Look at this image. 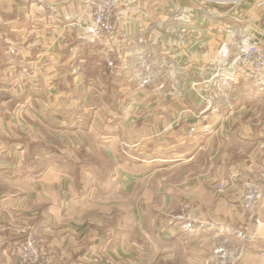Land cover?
Segmentation results:
<instances>
[{
    "label": "crops",
    "instance_id": "obj_1",
    "mask_svg": "<svg viewBox=\"0 0 264 264\" xmlns=\"http://www.w3.org/2000/svg\"><path fill=\"white\" fill-rule=\"evenodd\" d=\"M134 3L136 5L127 10L128 15L136 16L129 17V31L122 37V29L115 38L116 43L117 39L123 42L124 56L133 53V64H136L135 53L142 51L147 59L151 57L159 79L170 70L175 76L173 80L184 79L186 85L195 76L202 80L210 78L213 82L221 79L222 75L230 80L229 88L219 93L217 102L207 103L210 107L205 106L203 111L199 103L204 102L202 98L207 95L210 86L204 91L203 87L196 95L191 88L158 89L154 92L136 89L132 85L121 91L125 97H134L131 103L103 104L99 108L91 104L85 110H82L85 106L78 107L77 114L106 113L109 114L105 119L108 123L120 126L119 134L113 132L107 135L97 131L98 121L94 116L87 126L74 120L68 130L73 136L72 145L75 143L77 149L85 147L88 151L86 154L76 153L75 150L68 152L63 147L66 145L64 140L60 142L63 147L60 150V144L47 143L44 136L43 142L29 135L18 137L15 129L19 126L28 131L31 127L27 118L34 119L41 114L44 120V110L39 113L27 111L24 117H17L15 108L8 110L0 107V131L7 130L4 134L0 132V264H17L11 253L16 236L3 227L10 224L26 225L37 235L41 246L51 255L49 264H131L127 256L133 252L143 255L140 250H145L151 235L164 234L163 227L174 229L170 226L171 221L166 226L161 224L156 233L150 231L155 223L153 220L140 222L146 231H142L141 235L137 227H132V232L127 231L124 228V211H112L108 208L112 198L100 197H107L114 191L120 197L115 201L119 203L120 210L124 209V195H133V190L145 197L149 189L144 186L139 191V183L143 182L146 174L149 178L155 176L161 169L160 161L167 159L166 154L160 153L166 145V136L162 138L159 135L162 130L167 131L170 140L167 148L171 149V154L176 160V155L183 159L182 152L177 153L174 149L181 142V139L177 140V135L188 138L186 133L190 127L200 132L201 128L203 130L200 123L207 124L212 119L209 115L214 112L213 118L219 124V134L216 136L221 143L229 140V134L223 133V130L235 126L236 129H242L243 137L256 147L249 157L239 155L238 151L220 160L218 177H225L228 171H225V162L231 159L235 180L242 175L240 169L243 158L247 161L255 153L260 155L258 164L264 160V121L250 120L252 117L246 113L253 107L245 105L246 100L264 101V73L253 75L248 72L247 65L240 62L238 66H232L233 71H228L226 75L220 72L213 76L212 73L217 69L212 71L213 67L209 64V61L214 60L223 67L227 64L225 62H232L245 37L251 41L264 42L261 10L257 5L251 0H239L235 4H214L206 0H134ZM82 11L84 8L80 0H0V59L7 62H0L4 67L2 71L11 75L9 65L14 60L24 58V62H27L39 55L38 58L46 66V72H41L42 80L55 81L66 77L76 84L85 78L100 80V73L104 74L102 78L106 80L117 75L113 68L110 70L111 66L119 65L116 60L107 62L108 69L105 63L99 66L102 58L93 50H101V46L86 41L74 26H65L79 17ZM162 27L164 30L173 27L167 41L163 40ZM23 33L25 38L21 35ZM127 35L130 39H127ZM19 36L24 39L17 50L15 46L19 42L15 41ZM14 50L18 51L16 56ZM41 55L46 56V59H42ZM111 58H114L113 54ZM166 60L168 66L159 74L160 66L165 65ZM198 69L202 70L201 75ZM128 75H133V72ZM167 77L172 80L169 75ZM99 85L102 90H99L100 95H106L109 85L106 91L103 90L104 84ZM80 87L97 91L91 82L88 87L85 83ZM229 89L237 92L232 99L227 93ZM90 96L93 97L92 94ZM224 109L228 116L218 117L217 112ZM49 123L55 129L59 121L49 120ZM257 123L259 129L253 126ZM45 126L48 128L47 124ZM64 130L66 133L67 127ZM124 130L128 134L127 138ZM46 131L49 133V128ZM258 139L259 142H256ZM120 143L125 144L126 151ZM51 154L53 161L41 168L42 160L48 159ZM87 155H92L93 162L102 159L110 166L114 165L115 173L109 175L102 170L80 167L81 160L85 161ZM93 155L96 157L93 158ZM145 156L154 159L145 161ZM93 177H97L98 181L93 182ZM102 183L105 187L100 186ZM98 191L104 194L98 195ZM136 208L144 214L146 205L141 202ZM253 235L252 239L264 241V229L262 233L256 231ZM259 253L264 255V250L259 249Z\"/></svg>",
    "mask_w": 264,
    "mask_h": 264
},
{
    "label": "rangeland",
    "instance_id": "obj_2",
    "mask_svg": "<svg viewBox=\"0 0 264 264\" xmlns=\"http://www.w3.org/2000/svg\"><path fill=\"white\" fill-rule=\"evenodd\" d=\"M80 1L84 11L80 13L79 17L66 23L65 26L67 24L69 27L71 25L74 26L80 30L78 34L83 36L86 35L82 27L83 24L90 23L95 18L89 15L92 11L91 7H87L83 0ZM135 5L134 0H120L118 6H113L109 13L108 21L114 28V34H111L113 36L107 41L109 44H105L103 39L91 42L99 44L103 51L102 53L100 48L93 50L102 58V61L98 63L99 66L105 63L108 69V61L116 60L119 63V65L111 66L110 70L113 68L112 70L118 74L112 76L110 80L102 78L104 76L103 73H100V80L97 79L95 81L85 78V80H81L76 84L75 82L73 83V80L66 77L59 78L55 81L42 80L41 72H46V66L43 65L41 58H38L40 57L39 55H36L33 60H27V62H24V58L14 60L9 65V69L12 71L11 75L4 73L2 71L4 67L0 65V107H5L8 110L15 108L17 117L19 115L24 117L28 113L27 111L30 112L31 110L33 112L37 111L38 113L44 110L46 115L44 120L41 114L39 116L36 115L34 119L28 117L27 120L31 129L27 131L25 128H19L18 126L15 129L18 137H26L29 135L39 142H43L44 136V140L53 145H58L64 140L66 141V145L63 147L67 148L68 152L75 150L76 153L81 152L82 154H86L88 151L85 147L77 149L78 147H76L75 143L72 145L73 136L70 133L71 131L68 130H70L69 125L74 120L87 126V123L94 116L98 121L97 131L102 134L106 133L107 135H112L113 132L119 134L120 126L116 124L112 126L111 123H108L105 119L109 117V114L106 113L90 114L89 112H83L82 114H77L78 107L85 106L82 109L85 110L91 104L99 108L103 104L113 105L114 103L122 105L124 101L131 103L134 97H125V94L123 92L121 93V91H125L126 88H131L132 85L136 89L144 88L154 92L158 91V89L182 90L191 88L196 95H198L197 93L200 90L202 91L203 87L204 91L207 86H210V90L208 92L206 91L207 95L202 98L204 102H198L201 105V110L203 111L205 106L210 107L207 103L217 102L216 99L219 93L224 89H228L230 86V80L225 76L223 77L221 75V79L219 78L213 82L210 78L202 80L198 76H195L186 85L184 79L181 81L173 80L175 76L170 73L171 70L159 79L158 74L155 73L154 63L151 57L147 59L142 51L135 53L137 59L136 64H133V53L124 56L123 42L117 39L116 43L115 38L117 32H120L122 29V37L129 31L131 26L129 17L136 18V16L128 15L127 10ZM76 24L77 26H81L77 27ZM172 28L168 27L164 30V27H162V30H164L162 31L164 41L170 39L169 34H171ZM21 35L25 38L24 33ZM24 38L19 36L17 41H15V43L19 42L18 46H15L17 50H19L20 43ZM127 39H130L128 35ZM165 50L167 51L168 49ZM17 52L14 50V56L17 55ZM112 54L114 55L113 59L111 58ZM41 57L42 59L43 57L46 59L44 55H41ZM4 61V59H0L1 63L6 64L7 62ZM124 63L127 64L124 65ZM163 63H165L164 60ZM225 63L227 64L221 67L218 61H209L210 66L213 67L211 70L214 71L217 69L212 75L217 76L220 72L226 75L228 71H233L231 69L232 62ZM167 66L168 61L166 60L165 65L161 64L159 74L164 72ZM126 67L133 68L127 70L125 69ZM129 72H133V75H128ZM198 72L201 75L202 70L198 69ZM134 76L138 78L134 79ZM222 78H226V80ZM90 82L94 84V88L97 91L80 87L83 83L88 87ZM99 83L104 84L103 90L105 91L106 86L109 85V87L107 86L108 90L106 95H100L99 92L102 90H100L101 86ZM227 93L230 99H232L233 95L237 92L229 89ZM36 98L38 101H35ZM241 99L243 100V97ZM245 105L253 107L247 110L246 113L252 117L250 120L264 121V101L246 100ZM217 113L219 115L218 117L228 116L226 109L223 111L220 110ZM209 117L212 119L207 124L200 123L203 127V130L201 128L200 132L197 128L190 127L186 133L188 134V138H183V135H177V140L181 139V142L174 149L177 153L182 152L183 159H180L179 155H176L178 158L176 160L171 154V149L167 148L170 141L167 137V131L162 130V134L159 135L162 138L166 136V145L160 153L166 154L167 159L160 161L161 169L155 176L149 178L147 176L148 174H146L143 182L139 183V191L144 186L149 189L145 197H141L140 193L133 190V195L129 197L124 195V209L121 210L118 207L119 203L115 202L120 197L114 191H109L110 193L108 192L109 195L107 197H100L101 199L112 198V203L108 206L112 211H124V228L127 231L132 232V227H137L136 230L141 235V233L143 234L142 231L145 230H143L144 226L140 222L145 223L147 220H153L155 223L150 227V231L156 233L161 224L166 226L171 221L170 226L174 229L168 230L166 227H163L165 229L164 234L159 235L157 233V235H151V239L148 240V245L145 247V250H140L144 253L143 255L133 252V254L127 256L128 262L131 264H264V255L263 253H259V249L264 250V241L255 238L252 239L254 232L258 231L262 233L264 229V160H262L261 164H258L259 160L257 158L260 155L255 153L247 161L243 158L244 162H242L240 169L242 175L235 180L233 172L235 168L230 164L232 163L231 159L225 162V171L228 170L225 173V177H218L219 172L217 173V167L220 160L238 151L239 155L249 157L251 153L255 152L256 147L254 143L248 142L243 137L242 129H236L235 126L223 130V133L229 134V140L221 143L222 141L220 142L216 136V134H219V130L217 129V125L219 124L213 118L215 117V113L213 112ZM134 118H138L136 114H134ZM207 118L208 115L205 119ZM195 119L198 118L195 117ZM49 120L59 121L55 129L51 128L52 126ZM46 124L50 130L49 133L46 131V129L48 130L45 126ZM258 124L253 125L254 128H257ZM35 127L37 130H35ZM66 127L67 130L65 133L64 129ZM104 129L107 131H104ZM0 132L4 134L7 130L2 129ZM124 134L127 138L128 134L126 130H124ZM256 142H259V139ZM120 144L124 146V151H126L125 144ZM63 147L61 144L58 145V149L60 150ZM67 151L64 152L67 153ZM47 152L52 153L51 151ZM76 153L74 152V154ZM185 153L186 155H183ZM131 155L134 156V154ZM50 156L53 155L51 154L48 159L42 160L40 163L41 168L53 161L54 158L51 159ZM91 156H85L86 159L85 161L81 160L80 167L86 166L88 169L92 168L93 171L102 170L109 175L112 172L115 173L116 169L114 165L110 166L109 163H105L102 159L93 162L94 160ZM95 157L93 155V158ZM151 159L154 158L150 156L144 157L145 161H150ZM133 164H136V162ZM169 164L173 166L169 168ZM107 179L111 180L110 177ZM92 181H98L97 177H93ZM100 186L105 187L103 183ZM100 194H104V192L98 191V195ZM141 202L146 205L143 211L144 214L140 213V210L136 208L137 204ZM3 227L11 230L16 236L15 243L11 246L12 250L23 237L31 236L36 240L38 247L41 249L43 260L40 264H49L51 262V255L46 253L37 235L29 227L23 224H10Z\"/></svg>",
    "mask_w": 264,
    "mask_h": 264
},
{
    "label": "built area",
    "instance_id": "obj_3",
    "mask_svg": "<svg viewBox=\"0 0 264 264\" xmlns=\"http://www.w3.org/2000/svg\"><path fill=\"white\" fill-rule=\"evenodd\" d=\"M120 0H83L87 7H91L92 15L95 20L83 24L86 35L84 39L89 42H95L103 39L105 44L113 36L114 28L109 23V13L113 6H118ZM214 4L237 3L239 0H206ZM261 10V23L264 27V0H251ZM77 26V24H76ZM81 26V25H80ZM77 26V27H80ZM232 60V66H238L240 62L247 65L248 72L253 75L264 73V42L251 41L245 37ZM232 69V67H231ZM224 80V79H223ZM36 240L31 237H23L13 248L11 253L16 263L22 264H40L43 260L41 249L38 247Z\"/></svg>",
    "mask_w": 264,
    "mask_h": 264
}]
</instances>
